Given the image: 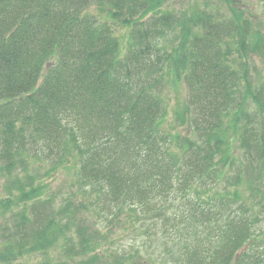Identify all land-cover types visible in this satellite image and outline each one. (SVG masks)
<instances>
[{"label":"trees","instance_id":"obj_1","mask_svg":"<svg viewBox=\"0 0 264 264\" xmlns=\"http://www.w3.org/2000/svg\"><path fill=\"white\" fill-rule=\"evenodd\" d=\"M155 1L0 0V264L70 245L76 224L88 258L42 264H264V39L233 8ZM170 73L187 89L178 127ZM62 170L64 193L48 187ZM84 211L141 244L96 251Z\"/></svg>","mask_w":264,"mask_h":264},{"label":"rangeland","instance_id":"obj_2","mask_svg":"<svg viewBox=\"0 0 264 264\" xmlns=\"http://www.w3.org/2000/svg\"><path fill=\"white\" fill-rule=\"evenodd\" d=\"M156 9L159 10H167L175 13H183L190 12L196 9H208L213 11L214 13H228L232 12L231 8L236 11L242 12L244 16L249 17L252 30H251V38L256 41V36L259 33L264 39V3L263 0H156ZM155 1V2H156ZM233 10V11H234ZM88 13L94 14L101 19H108L109 16V7L106 4H93L87 9ZM128 27L117 25L116 33L118 35L120 44H121V52H124V46H126V42L128 40ZM259 56V55H257ZM263 62V64H262ZM260 61V59L255 60V64L258 68H262L264 70V61ZM163 99L165 100L167 107V117L166 123L169 126L178 127V122L174 120V112L176 109L182 107L185 102L187 96V89L184 85V82L181 78L176 77L173 73L167 75V81L165 83L163 92ZM68 171L62 170V172L58 175L56 180H51V183L48 184V187L54 189H60L62 193H64L70 184L68 183L69 178ZM58 203V201H57ZM80 219L89 220L91 219L92 227L98 229L97 239H90V244L98 243L96 251L98 247L101 248H113L124 246L127 247L129 243H132L134 246H138L141 244L143 239V234L138 230H132L134 225L128 223L124 219L121 222H113L112 224H106L101 221L99 218L90 214L89 211H84L79 215ZM91 217V218H90ZM86 223V221H85ZM84 226H80L76 224L71 227L69 232L67 233L70 237V245H68L66 239H59L57 244L46 251V254L41 252L34 253H26L18 258L19 263L21 264H42L43 261L55 263L64 258L65 254H67L68 250L70 251H79L83 248V229ZM142 231V230H141ZM85 249V248H84ZM83 250V249H82ZM86 253L84 255L78 256L75 261L78 262L81 256L88 258L91 252L86 248ZM81 264H85V261L79 262Z\"/></svg>","mask_w":264,"mask_h":264}]
</instances>
